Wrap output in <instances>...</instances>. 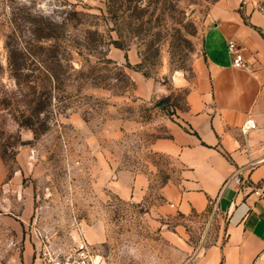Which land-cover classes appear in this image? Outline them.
I'll return each instance as SVG.
<instances>
[{
    "label": "rangeland",
    "instance_id": "374dc122",
    "mask_svg": "<svg viewBox=\"0 0 264 264\" xmlns=\"http://www.w3.org/2000/svg\"><path fill=\"white\" fill-rule=\"evenodd\" d=\"M219 1L0 0V264L83 238L100 264H189L222 238L216 210L159 211L182 168L153 149L183 121ZM124 172L149 177L143 200L117 193Z\"/></svg>",
    "mask_w": 264,
    "mask_h": 264
},
{
    "label": "crops",
    "instance_id": "0c3cea01",
    "mask_svg": "<svg viewBox=\"0 0 264 264\" xmlns=\"http://www.w3.org/2000/svg\"><path fill=\"white\" fill-rule=\"evenodd\" d=\"M239 8L238 0L214 6L183 121L153 148L182 168L176 181L160 188L159 211L189 216L216 210L223 220L222 238L189 264H264V17L243 15ZM230 41L242 51L247 69L233 67ZM248 119L257 128L244 134ZM117 185L121 198L141 201L150 180L124 172Z\"/></svg>",
    "mask_w": 264,
    "mask_h": 264
},
{
    "label": "built area",
    "instance_id": "2783aa9c",
    "mask_svg": "<svg viewBox=\"0 0 264 264\" xmlns=\"http://www.w3.org/2000/svg\"><path fill=\"white\" fill-rule=\"evenodd\" d=\"M228 52L232 57L233 67L237 69L248 68V62L245 60L244 55L238 48L236 42L230 41L228 43ZM256 128L257 126L255 122L252 119H248L243 125L242 131L244 134H247ZM235 181L237 184L242 183L240 177H237ZM255 193L261 197L263 196L259 191H256ZM42 258L44 264H100L93 249L84 238L80 239L74 247L65 253L44 251Z\"/></svg>",
    "mask_w": 264,
    "mask_h": 264
}]
</instances>
